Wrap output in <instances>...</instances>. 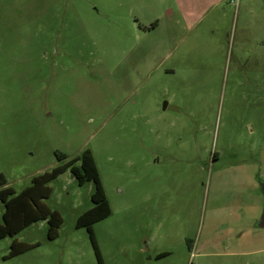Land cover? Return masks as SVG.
Wrapping results in <instances>:
<instances>
[{
  "label": "rangeland",
  "instance_id": "rangeland-1",
  "mask_svg": "<svg viewBox=\"0 0 264 264\" xmlns=\"http://www.w3.org/2000/svg\"><path fill=\"white\" fill-rule=\"evenodd\" d=\"M85 149L103 264H264V0H0V174L18 193ZM49 185L58 235L0 264H98L93 182Z\"/></svg>",
  "mask_w": 264,
  "mask_h": 264
},
{
  "label": "trees",
  "instance_id": "trees-1",
  "mask_svg": "<svg viewBox=\"0 0 264 264\" xmlns=\"http://www.w3.org/2000/svg\"><path fill=\"white\" fill-rule=\"evenodd\" d=\"M57 157L58 160H62L65 158V154L59 153ZM77 160L80 161L79 166L75 165ZM67 170L72 173L79 185L86 181H92L94 184L91 194L93 205L77 217L75 225L76 227L86 228L97 263L103 264L92 225L107 217L110 213V207L94 158L89 149H85L80 156L58 164L50 171L34 176L31 184L18 193L7 185L5 177L0 174V202L4 206L0 219V238L15 236L30 224L40 220H46L48 224L47 237L49 239H53L58 235V229L63 221L62 216L57 210L51 209L43 199L51 194L52 190L49 182ZM37 244L13 240L10 244L8 256L24 252ZM165 255L166 253H159L156 256L162 257Z\"/></svg>",
  "mask_w": 264,
  "mask_h": 264
},
{
  "label": "water",
  "instance_id": "water-1",
  "mask_svg": "<svg viewBox=\"0 0 264 264\" xmlns=\"http://www.w3.org/2000/svg\"><path fill=\"white\" fill-rule=\"evenodd\" d=\"M259 186H260V189H261V192L263 195V208H262V212H261V215L259 217L257 225L259 227H264V182L260 181Z\"/></svg>",
  "mask_w": 264,
  "mask_h": 264
},
{
  "label": "crops",
  "instance_id": "crops-1",
  "mask_svg": "<svg viewBox=\"0 0 264 264\" xmlns=\"http://www.w3.org/2000/svg\"><path fill=\"white\" fill-rule=\"evenodd\" d=\"M176 4H177V3H176ZM178 5L181 6L179 3H178ZM181 8H182V7H181ZM178 10H179V13H180L181 17L184 18V17H183V16H184V13H185L184 9L181 10L180 8H178ZM186 10H188V9H186ZM188 11H189V10H188ZM168 12H169V14H172V13H173V7H171V8L169 9Z\"/></svg>",
  "mask_w": 264,
  "mask_h": 264
}]
</instances>
